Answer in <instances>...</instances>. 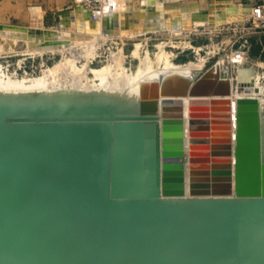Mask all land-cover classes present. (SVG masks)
<instances>
[{
    "label": "rangeland",
    "instance_id": "374dc122",
    "mask_svg": "<svg viewBox=\"0 0 264 264\" xmlns=\"http://www.w3.org/2000/svg\"><path fill=\"white\" fill-rule=\"evenodd\" d=\"M202 1L203 6L210 9L212 2ZM229 1L233 5L227 6L232 10L243 5L242 0ZM186 2L182 0V3ZM69 3L78 5L77 0H14L10 11L0 13V24L17 26L31 23L32 26L34 16L39 15L42 21L43 13L32 14L30 5L56 9ZM134 3L137 10L140 0H134ZM81 9L83 11L82 7ZM218 9L226 11L223 4L214 10ZM58 21L37 29L46 34L44 32L54 29ZM191 28L183 33L167 29L136 36L105 37L91 50L88 59L85 54H81L82 51L76 58L79 49L65 54L75 58L79 65L89 61V67L95 68L112 62L114 53L122 48L128 69L136 70L140 64L139 56L134 55L138 43H141L142 55L148 50L154 55L159 44L164 43L166 49L173 52V60L178 63L199 62L205 58L201 73L221 62L223 73L232 78L235 89L240 84V71L247 69L253 80L251 84L259 87L258 96L264 97V30L242 31L230 25H220L217 28L213 23L207 22L191 25ZM0 42L2 70H6L15 79H27H23L26 84H30L35 77L45 75L49 67L65 57L61 51L30 52L25 40L2 37ZM239 48L246 50L243 62L232 59L235 56L233 52ZM89 74L93 76L91 71ZM71 96L75 98L74 94ZM17 97L0 99V264H47L45 262L48 256L41 252L37 243L53 248L54 245H64L61 248L66 259L62 264H264L263 221L246 227L242 223L226 225L225 220L217 219L218 214L233 215L245 203L256 200L193 196L186 191L185 184H175L160 177L157 184L152 185H144L139 181L141 143L144 139H150L151 135L155 136V129L159 131L160 125L154 122L151 128L147 126L146 133L142 131L141 137L136 135L130 146L121 137L118 126L112 122L111 125L107 124L109 122L97 123L89 130V138L92 139L108 126L101 141L96 146L88 144L78 147L73 139L80 135L84 125H90L89 120L82 121L70 114L65 115L63 108L56 106L50 99L45 101L46 98L41 109L37 110V115L32 116V109H29L31 105L24 97ZM173 106L180 109L181 103L174 102ZM176 108L168 111L169 118L179 116ZM54 113L64 115L60 118L61 114L58 116ZM23 114H26L27 119ZM64 117L66 118L63 120ZM182 131L180 135L166 134L173 136L170 142L174 143L178 141V136L183 137ZM164 136L165 134L162 135ZM158 141L152 140L154 145ZM125 144L129 145L128 148ZM174 144L170 145V149L178 148ZM133 146L134 152L131 150ZM181 148L183 149L181 146L178 150ZM131 159L134 160L133 167L130 166ZM130 167L134 169H128ZM23 169L26 173L19 179L16 178L15 174ZM121 177L130 179L131 184H118ZM69 198L72 199V204L69 203ZM171 208L183 217L201 220L204 232L202 244L186 247L179 243L180 235L172 234L170 238L175 242L164 245L166 236L159 232L154 221L161 219ZM141 221H153L148 223L153 227L152 232H156L153 233V239L149 236L141 237V242L145 245L144 258L140 256L134 260V256L127 253L119 256L121 261H109L102 255H95L92 249L96 247L95 226L99 225L106 234H115L132 229L137 225L134 223ZM104 238L110 239L111 235ZM159 246V252L148 255L149 247ZM50 256L55 262L58 261L59 253L56 248Z\"/></svg>",
    "mask_w": 264,
    "mask_h": 264
},
{
    "label": "bare ground",
    "instance_id": "6f19581e",
    "mask_svg": "<svg viewBox=\"0 0 264 264\" xmlns=\"http://www.w3.org/2000/svg\"><path fill=\"white\" fill-rule=\"evenodd\" d=\"M149 1L150 0H142L144 3H148ZM154 1H156V4L160 9H163L165 1L167 0ZM226 1L227 2L222 1L221 3L226 10L223 19H218L215 16V8L210 7V12L206 18L190 20L189 27H178L170 30L183 33L190 31L192 29L191 25L195 26L197 23L213 22V25L218 28L221 24L234 19H239L243 22L244 17L249 14L250 11L243 5H239L237 6V9L232 10L230 9V6H227L230 1ZM211 4L214 6L217 2H212ZM112 10V21L115 24L113 29L105 26V16L97 20H92L91 13L85 9H83V11L82 9L72 10L68 15L67 20L62 19L58 21L57 26L54 29L49 30L53 32L51 35L43 34L46 36H41L40 38H37V36H30L27 32L28 30L15 29L14 35H12L11 28L0 29V38L4 37L12 38L14 40H25L29 44L30 52L32 51L36 53L48 50L61 51L65 56L60 62L49 67L45 75H42V77H35V79L33 78L34 80L31 81L30 84L24 82V80H27L25 78L15 79L12 75L7 73L6 70H2V66L0 65V99H4L5 97L8 98V96L13 99L15 96L24 97V99H26L31 105V108L29 109H32V116L37 115V110L41 109V106H43L42 102L44 98H46L45 101H49V99L50 101L52 100L56 106L63 108L65 115H72V117L80 118L79 120L82 121H90V125L88 127L84 125L79 132L81 140L84 139L85 135H87V138L89 139V130H91L92 126L95 124H105L109 122L107 124L111 125L112 122L115 126L120 128L119 131L121 132V137L123 136L130 145L136 135L141 137L142 131L146 133L147 126L151 128L155 122V124L160 125L159 131L154 128L156 130L154 132L155 136L151 135V137H149L150 139H144V142L141 143L138 162L141 176L139 177V181L144 183V185H152L157 184L160 177L166 178L168 181L170 180L175 184H185V189L190 195L192 193L210 192L211 183L209 181L191 180V167L193 163L199 166L202 162L195 151L199 149L206 150L207 148L224 149L229 147V154H231L233 158L230 166H232L233 173H235V147L238 133L237 113L238 105L241 100L254 98L259 101V105L261 106L264 137V109L262 111V108H264V106L262 107L264 97L258 96L259 87L251 84L253 83V80L249 77L247 69H242L240 71L242 77L240 76V84L235 89L232 78L223 73V64L221 62L215 63L213 67L209 68L204 73H201L200 71L205 64V58L199 62L190 61L186 63H178L173 60V52L167 50L166 46L163 45L164 43L159 44V48L154 55H151L149 50H145V55H142L140 53L141 43H138L134 49V55L139 56L140 58V64L136 70L128 69L125 64V54L122 48L114 53L112 62L95 68L89 67V61L79 65L76 63L75 58L66 56L65 53L67 51H75L76 49H79L80 52L76 55V58L79 57L82 51L81 54H85L88 59L91 56L88 54L91 53V50L102 38L110 36H136L141 33H147L150 30L161 29L158 27L159 22L157 20H151V25H149L150 27L146 30L135 31L123 29V22L127 12L131 15L133 25L143 24V21L134 19V0H118L116 6ZM194 11H197L196 5L192 6L189 11L182 10L181 12L184 16L181 19V22L184 19H190V16L194 14ZM40 18L39 15L37 17L34 16L32 25L33 29L42 28L43 24L41 23L42 21ZM211 18H214V20L212 21ZM47 39H50V41L46 42ZM43 41H45V43H42ZM1 46L2 44L0 42V54L2 53ZM89 71L93 73V76H90ZM205 74L212 76L213 78H218L221 85L228 86L229 92L225 95L192 96L190 93L192 85ZM71 94H74L75 98H72ZM71 98L73 100H71ZM196 99L209 102L215 100L219 101V103H221V101L230 102L229 114L232 122L230 125L231 129L229 133H227L229 134L228 136H224L222 139L213 138L210 143L205 139H203L205 142L202 143L197 139H193L190 111L191 106ZM23 102H25V100ZM174 102L181 103V106L179 107L183 110L182 112L184 114L185 122L184 124H173L169 126L163 122V119L167 116L169 110L177 107L173 106ZM31 114L28 115V117H30ZM54 114L56 115L57 113ZM60 114L62 115L60 118L63 117L64 114ZM60 114L57 115L59 116ZM11 118L13 119V117ZM65 118L66 117H64L63 120ZM47 119H49V117ZM181 130H183V137L174 136L178 139V141L174 143L178 145V148L182 146L183 149H170V145L175 144L170 142L173 139V136H167V134L176 133L175 135H180ZM147 132L150 133V131ZM163 134H165L164 137H162ZM155 139L156 141H159L154 145L152 140ZM182 139H184V142L181 145ZM136 143L138 145V142ZM128 146L126 148H128ZM133 148L135 150V146H133L131 150ZM132 152L134 151L132 150ZM126 153H128L127 150ZM141 155L143 157V163ZM209 159H213L212 162L204 164V166L219 167L222 166V162L219 161L226 160L227 157L216 156L213 158L209 157ZM193 160L196 162H193ZM175 161L180 162L177 163ZM131 162L132 165L130 166L133 167V165H135L134 160L132 161L131 159ZM132 167L128 169H134ZM234 176L235 175H233V177ZM118 184H131V182L127 177H121L118 180ZM103 231L105 230L99 228V225L95 226L96 247L99 248L98 251L101 252L100 255L104 256L105 259L121 261L119 259L121 250L119 249H127L129 245L133 244L132 237L125 231L126 234L123 237H127V235L130 236L127 237L125 241H122L121 243L118 242V244L111 242L112 244L107 243L106 245V239L104 236L107 234L105 233L106 231L104 233ZM102 241L106 248H110H108L109 253L107 251L105 252V250L101 251V243L98 242ZM39 244L42 249L41 252H43L44 255L49 257V255L54 253L53 247H45L41 243H37V245ZM50 248H52V250L48 252V249ZM116 251L118 252L115 255ZM111 252H114V257L110 255ZM133 252L137 253L138 250L135 249ZM133 252H131V255L135 256Z\"/></svg>",
    "mask_w": 264,
    "mask_h": 264
},
{
    "label": "water",
    "instance_id": "95a60500",
    "mask_svg": "<svg viewBox=\"0 0 264 264\" xmlns=\"http://www.w3.org/2000/svg\"><path fill=\"white\" fill-rule=\"evenodd\" d=\"M223 0H210V2H217L221 5ZM193 5H180L178 0H167L165 1L164 8L160 9L156 1L150 0L148 3H142L141 8L139 10L134 11V19L138 21H143V24H132V18L129 12L126 13L123 29L125 30H135L141 31L148 29L151 25L150 21L157 20L158 27L161 29H172V28H182L189 27L190 20L206 18L208 16L210 9H197L194 11V14L190 16V19H184L181 22L184 14L181 12L182 10L189 11ZM218 4L212 6V8H216L219 6ZM230 5V4H228ZM233 5V4H232ZM154 9V12L151 11ZM221 9V8H220ZM218 9L216 11V17L218 19H223L225 17L226 11H222ZM70 11L62 10L61 14L63 17L65 15H69ZM113 14H108L105 16V26L110 29L115 27L113 19ZM65 19V18H63ZM62 20V19H61ZM213 21L214 18H211ZM235 20V19H234ZM181 23V24H180ZM213 23V22H211ZM133 25V26H132ZM153 25V24H152ZM3 28H11L12 35H14L15 29H23L28 30L30 36L40 38L43 33L39 29L26 28L22 26H12V25H4L0 24V29ZM48 35H51L53 32L47 30L45 32ZM41 34V35H39ZM50 41V39H47ZM42 43H45L43 41ZM229 92L228 86H223L220 84V80L218 78H213L207 74L203 75L199 78L191 87L190 93L191 95H225ZM217 102V103H216ZM180 104V103H179ZM229 101L219 103V101L213 100L212 102L203 101L196 99L191 106V125L193 128V139L199 140L200 143L208 141L211 142L213 138H224V136H228L229 131L231 129L230 125L232 122L231 116L229 114ZM178 110L177 113L179 116L177 118H169L165 116L163 122L167 125H178L184 124V114L183 110L176 108ZM169 115V112L168 114ZM238 133H237V143L235 147V173H233V168L230 166L231 161H233L232 155L229 154L230 148L217 149V148H207L206 150H196V154L199 155L201 164L197 166L195 163L192 165L191 169V180L192 181H209L211 183L210 192L204 193H192V195L199 196H211L215 199H220L223 197H233L237 199H248V200H256L255 202H248L242 205V209L235 214H218L217 219L225 220L226 225L234 223H242L246 227L252 226L254 224L264 222V137H263V128H262V118H261V106L259 105V101L257 99L251 98L246 100H241L238 105ZM108 130V126L103 128V131L96 136H93L92 139H88L87 135H85L84 139L81 140L79 136L74 137V143L76 146H84L88 144L95 145L101 141V138L104 135V132ZM84 130V129H83ZM102 134V136H101ZM205 139V140H203ZM194 140V141H195ZM218 157L224 156L227 157L226 160L219 161L222 162V166H213L208 167L204 166V164H209L212 162L209 157ZM193 162H196L193 160ZM3 163V162H2ZM1 163V164H2ZM26 170L18 172L16 178H20L22 174H25ZM233 175H235L233 177ZM235 183V184H234ZM69 203L72 204V199L69 198ZM72 206V205H71ZM148 222L153 221H141L136 222L137 224L134 228L126 230L129 235L133 239V244L129 245L128 248H120L121 254H131L135 249L138 250L137 253H134V260L138 259V257L144 258L146 256L145 245H143V241L141 242V237H151L153 239L155 236L152 232V225ZM157 227L159 228V232L165 234L166 238H164V245L174 243L175 241L170 238L173 234H178L181 237L179 243H183V246L186 247H194L202 244L204 241V232L202 229L201 220L188 219L183 217L179 212H177L174 208L168 210V212L160 219L158 218ZM98 226V225H97ZM136 227V228H135ZM183 230V231H182ZM104 233V231H103ZM125 231H120L115 234H107L111 235L110 239L106 240V245L125 241L127 237H123L125 235ZM176 236V235H174ZM132 240L131 238H129ZM112 242V243H111ZM101 243V251L105 252L109 251ZM186 244V245H185ZM40 247V244L38 245ZM59 253L58 261H54L53 258L49 255V259L47 257V264H62L64 263V259H66V255L62 254L61 245H54ZM57 246V247H56ZM99 246V247H100ZM143 246V247H142ZM53 248V249H55ZM134 248V249H130ZM93 252L96 254H101L98 251V247H93ZM160 246L158 248H148V255L155 254L159 252ZM52 248L48 249V252L51 251ZM133 250V251H132ZM157 250V251H156ZM118 251L115 252V255ZM65 253V252H64ZM109 253V252H108ZM114 257V252L110 254ZM119 255V256H120ZM118 257V256H117ZM128 258H131L128 256ZM50 260V263H49ZM109 260V259H108ZM115 261L114 259H112ZM109 260V261H112ZM118 261V260H117Z\"/></svg>",
    "mask_w": 264,
    "mask_h": 264
},
{
    "label": "built area",
    "instance_id": "2783aa9c",
    "mask_svg": "<svg viewBox=\"0 0 264 264\" xmlns=\"http://www.w3.org/2000/svg\"><path fill=\"white\" fill-rule=\"evenodd\" d=\"M117 1L118 0H77L79 6L91 13L92 20H97L111 14ZM221 25L235 26L240 28L242 31L249 29L264 30V0H256L252 3L250 13L244 17L243 22L239 19H235ZM246 42H248V39ZM233 55H235L234 58H232L233 61L243 62L246 58V50H244V48L236 49L233 52Z\"/></svg>",
    "mask_w": 264,
    "mask_h": 264
},
{
    "label": "crops",
    "instance_id": "0c3cea01",
    "mask_svg": "<svg viewBox=\"0 0 264 264\" xmlns=\"http://www.w3.org/2000/svg\"><path fill=\"white\" fill-rule=\"evenodd\" d=\"M186 1L187 2L185 4V3H182V0H178L180 5H193V4H195L197 9L198 8L202 9V10L207 9L206 7L203 6L202 0H193V1L192 0H186ZM242 1H243L242 2L243 6L246 7L250 11L252 3L255 2L256 0H242ZM142 3H143L142 0H140V4H139V7L137 10H139L141 8ZM228 4L232 5L231 2H229ZM13 5H14V0H0V13L5 14L6 12L10 11L11 9H9V8H11ZM134 6H135V3H134ZM29 8H30L29 10L32 14H34L35 12H38V13L42 12L43 13V15H42L43 25H46V24L51 25V24H56V22L58 20L60 21L63 18V15L61 14L62 10H68L71 12L74 9H81V6H79L77 4H73V3L70 4L69 3V4L62 5L60 7H57L56 9L51 8V7L45 8V6H43V5H37V6L30 5ZM151 11L154 12V9H152ZM56 16H58V18ZM31 17H32V15H31ZM56 18H57V21H56ZM67 18H68V15H65V20H67ZM12 26H16V25H12ZM17 26H24V27L26 26V27L33 29V27L31 26V23L26 24V25H17ZM160 30H166V29H160ZM160 30H150V31L156 32V31H160ZM141 34H143V33H141Z\"/></svg>",
    "mask_w": 264,
    "mask_h": 264
}]
</instances>
